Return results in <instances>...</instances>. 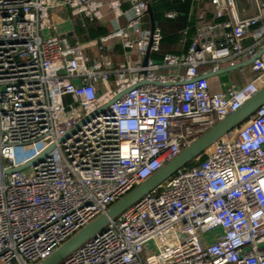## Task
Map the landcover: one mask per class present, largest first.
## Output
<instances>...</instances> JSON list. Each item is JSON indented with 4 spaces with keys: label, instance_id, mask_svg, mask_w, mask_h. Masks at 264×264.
Returning <instances> with one entry per match:
<instances>
[{
    "label": "built area",
    "instance_id": "1",
    "mask_svg": "<svg viewBox=\"0 0 264 264\" xmlns=\"http://www.w3.org/2000/svg\"><path fill=\"white\" fill-rule=\"evenodd\" d=\"M208 1L188 51L156 60L147 0H0V264L50 255L264 86V0L235 21ZM76 17L108 32L59 33ZM203 155L60 264H264V104Z\"/></svg>",
    "mask_w": 264,
    "mask_h": 264
},
{
    "label": "water",
    "instance_id": "2",
    "mask_svg": "<svg viewBox=\"0 0 264 264\" xmlns=\"http://www.w3.org/2000/svg\"><path fill=\"white\" fill-rule=\"evenodd\" d=\"M147 12L151 19V28L154 29L155 18L151 4H148ZM148 58L149 54L146 56V60ZM252 61L253 59H250L222 67L217 72L209 73L206 75V77H213L222 73L240 69L246 65H249ZM129 90L130 89H128V91ZM118 97L119 95L115 97L111 103L118 99ZM263 104L264 86L255 95L245 101L241 107L227 115L224 119L218 121L215 125L200 135L193 143L185 147L176 157L166 162L160 169L149 176L140 185L130 190L126 195L112 204L106 210V212L100 214L98 217L90 221L73 236L62 243L58 248H56L50 255L36 264H60L68 255H70L73 251H75L78 247L91 239L97 233L102 231L111 221L119 217L142 197L154 190L161 183L172 177L188 164L199 159L211 145H213L218 139H220L230 130L252 116L255 111ZM105 107L106 106H104V108ZM51 149L52 147L49 148L45 153L49 152ZM20 169H22V167ZM11 171L12 170H9V172Z\"/></svg>",
    "mask_w": 264,
    "mask_h": 264
},
{
    "label": "trees",
    "instance_id": "3",
    "mask_svg": "<svg viewBox=\"0 0 264 264\" xmlns=\"http://www.w3.org/2000/svg\"><path fill=\"white\" fill-rule=\"evenodd\" d=\"M151 4L153 15L157 24L160 25L163 32L162 48L160 54H154L156 60H161L165 53H183L187 52L197 29V12L193 7L199 5L202 0H147ZM196 7V6H195ZM176 11L178 13L175 19L165 17L166 11ZM192 12H194L192 14ZM76 31L86 40L94 37H100L108 32L97 19L84 18V26L81 25V18H75ZM86 31V32H84ZM203 68V67H202ZM201 68V70H202ZM204 155L201 156L203 158ZM196 161L188 164L185 168L191 167Z\"/></svg>",
    "mask_w": 264,
    "mask_h": 264
},
{
    "label": "crops",
    "instance_id": "4",
    "mask_svg": "<svg viewBox=\"0 0 264 264\" xmlns=\"http://www.w3.org/2000/svg\"><path fill=\"white\" fill-rule=\"evenodd\" d=\"M258 1H263V0H230V3L232 5L231 6L232 11H230L229 14H227L223 19L224 20L230 19L231 21H235L236 19H246V18L257 15L258 14ZM198 2H199V5L195 4L196 7L195 6L193 7L194 12H197V16L204 8L210 11V5H209L208 0H202L201 2L200 1ZM194 12H192V14ZM206 18L209 21L213 20L210 12H207ZM64 24H67V25L65 26L63 25L62 28L72 29L74 30L72 32L75 34L76 38L80 40H86L84 37L78 34V31H76L77 24L72 23V21H67ZM155 24L160 26L159 24L156 23V21H155ZM145 26L147 28H151V19H150L149 14H147V16L145 17ZM68 32H71V31H68ZM94 38H98V37H94ZM90 39H93V38H90ZM245 43L252 44L253 40L251 38H248L245 40ZM225 66H228V64L223 65V67ZM206 68L207 66H203V69H206ZM252 74L253 73L250 70V66L246 65L240 69L233 70L227 73H222L220 75L213 76L210 78L213 83V90H215L217 82L222 83L223 88L233 83L239 87L244 86L251 79Z\"/></svg>",
    "mask_w": 264,
    "mask_h": 264
},
{
    "label": "rangeland",
    "instance_id": "5",
    "mask_svg": "<svg viewBox=\"0 0 264 264\" xmlns=\"http://www.w3.org/2000/svg\"><path fill=\"white\" fill-rule=\"evenodd\" d=\"M63 16H65V18H67L68 19V17L70 16L69 14H67V13H64V15ZM69 20V19H68ZM64 24V23H63ZM64 25H66V24H64ZM62 31H59V33H63V31L64 30H67V28H62L61 29Z\"/></svg>",
    "mask_w": 264,
    "mask_h": 264
}]
</instances>
